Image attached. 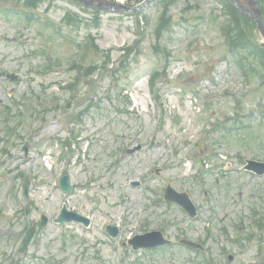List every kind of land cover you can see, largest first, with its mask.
<instances>
[{
	"label": "rangeland",
	"instance_id": "1",
	"mask_svg": "<svg viewBox=\"0 0 264 264\" xmlns=\"http://www.w3.org/2000/svg\"><path fill=\"white\" fill-rule=\"evenodd\" d=\"M22 1L0 0V264H264V175L244 170L264 163V75L240 72L229 10L218 0L155 1L138 12L144 38L124 63L135 16L97 18L72 0L30 11ZM247 20L249 41L261 43ZM88 37L102 53L84 55ZM64 174L70 194L58 187ZM168 185L190 196L196 218L164 200ZM64 204L91 226L54 222ZM151 232L171 245H128Z\"/></svg>",
	"mask_w": 264,
	"mask_h": 264
},
{
	"label": "trees",
	"instance_id": "2",
	"mask_svg": "<svg viewBox=\"0 0 264 264\" xmlns=\"http://www.w3.org/2000/svg\"><path fill=\"white\" fill-rule=\"evenodd\" d=\"M142 1L143 0H136L137 3H140ZM218 1L221 4H223V6L226 7L230 12L229 14L230 27L228 28L227 39L230 50L232 49L233 52L235 51L239 52L238 63H240L241 71L245 75L249 76L250 74H254V75L256 74L255 69H260L261 71H263L262 74L264 75V49L261 48L258 44L249 41L248 32L246 33V29H245L247 23H250L252 25L254 24L251 21H248L247 19L241 17L236 11V9L227 0H218ZM258 2L264 15V0H258ZM22 3L25 8L30 9V11H33L39 8V6L42 3V0H23ZM162 3L168 8L175 3V0H165ZM10 12L12 15H16V16L22 15L26 20L35 22V16L32 15V12L23 11L21 12V14L15 10H10ZM96 15L99 16L100 14L96 13ZM165 17H167V15H165ZM69 18H71V16H68V19L65 22L66 25H70ZM241 22H243L245 26ZM82 25L83 23L80 20L76 21V28H80ZM163 29L165 30L171 29V26H169V24H166L164 25ZM163 32L164 30L161 31L160 27L157 25L155 29V36L158 39H160ZM142 36H143L142 34H139V37L142 38ZM141 38L136 40V46L134 48L124 49L125 54L122 59L124 60V63H127L128 60L131 59V57L134 54H136V52L138 51V45L142 42ZM90 46L91 48L95 47L93 45V39L89 38L85 40L84 46L83 47L79 46V48L82 50L85 56H87L88 53L89 54L94 53L96 55L102 53L99 52V47L97 45L95 48L96 50L94 51L90 48ZM121 63L123 62L121 61ZM76 69L78 71V75L81 77H87L89 75L87 69H84L80 65L76 66ZM154 79L155 77L151 78V82H153Z\"/></svg>",
	"mask_w": 264,
	"mask_h": 264
},
{
	"label": "water",
	"instance_id": "3",
	"mask_svg": "<svg viewBox=\"0 0 264 264\" xmlns=\"http://www.w3.org/2000/svg\"><path fill=\"white\" fill-rule=\"evenodd\" d=\"M80 3H83L88 8L98 10V11H104V12H114V13H124V12H131L136 13L138 11H141L145 9L148 5L152 4L156 0H146L144 3H142L140 6L135 8H127L122 5H119L117 3H113L107 0H75ZM232 4L247 18L254 20L258 25V30L264 37V17L260 11V8L255 0H230ZM264 46V44H263ZM11 80L14 79L13 76H10ZM249 169L256 171L260 175L264 174V164H258L255 162H249ZM28 187L29 182L26 181V184L24 186V192L25 195L28 196ZM60 188L66 192L69 193L72 191L71 186L69 185V178L68 176H63L60 179ZM167 199L176 201L182 206H184L193 216L195 214V208L190 203L187 195H178L176 194L171 188L167 189ZM43 225L47 224V218L43 217ZM82 222L85 225L89 224V220L84 218L83 216L77 214V213H69L64 208L63 212L59 216V218L56 220L57 223L62 222ZM140 244L135 246V249L139 248H154L159 245L166 244L167 242L163 239L162 235L160 233H152L149 235H146L144 237H137L135 241H140ZM187 245H192L191 243L185 242ZM194 246V245H192Z\"/></svg>",
	"mask_w": 264,
	"mask_h": 264
}]
</instances>
